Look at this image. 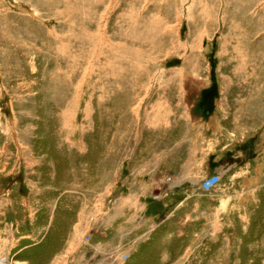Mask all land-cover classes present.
I'll return each mask as SVG.
<instances>
[{
    "label": "rangeland",
    "instance_id": "1",
    "mask_svg": "<svg viewBox=\"0 0 264 264\" xmlns=\"http://www.w3.org/2000/svg\"><path fill=\"white\" fill-rule=\"evenodd\" d=\"M0 264H264V0H0Z\"/></svg>",
    "mask_w": 264,
    "mask_h": 264
}]
</instances>
